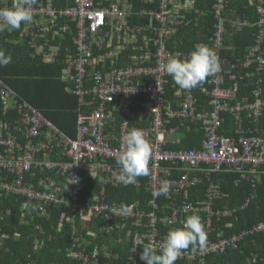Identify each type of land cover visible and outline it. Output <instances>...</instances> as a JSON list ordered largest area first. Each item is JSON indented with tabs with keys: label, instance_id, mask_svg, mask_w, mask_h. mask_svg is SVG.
Returning <instances> with one entry per match:
<instances>
[{
	"label": "built area",
	"instance_id": "obj_1",
	"mask_svg": "<svg viewBox=\"0 0 264 264\" xmlns=\"http://www.w3.org/2000/svg\"><path fill=\"white\" fill-rule=\"evenodd\" d=\"M136 1H140L145 8L134 10ZM232 1L215 0L213 14L217 23L211 48L219 58L221 71L212 76L209 82L212 88L203 89L210 98L211 111L198 112V99L190 90L177 92L176 96L181 99L179 109L171 107L166 90L169 75L158 67L166 61L169 53L179 52L182 57L186 56L180 51L169 49V42L181 28L189 24L188 14L195 11L194 1L72 0L71 5L58 8L51 0L45 4L43 0H37L32 8L33 21L22 31V37L30 38L29 47L34 54L40 55L39 40L48 31L53 30L59 36L74 31V51L67 57L66 82L68 92L78 100L77 134L73 138L61 131L0 78L2 111L6 115H14L9 127L0 121V198L12 194L21 195L26 198L25 206L36 204L39 212H46L53 205H64L83 221L101 220V231L108 234H111L115 226L122 230L131 228L133 234L128 232L126 238L131 240L132 253L137 257L139 248L149 243L159 253L160 245L166 237L161 232L160 224H183L179 218L180 213H206L204 224L209 232L214 217H231L234 210L212 209L214 187H211L208 201L202 207L188 203L179 210L173 205L170 219L161 218L157 214L158 198H153L152 191L163 181L170 182V191L175 194L186 191L196 186L199 179L191 178L188 172L178 178L173 175L182 171H203V166L209 167L208 174L221 172L226 167L227 171L239 175L238 183L245 180L253 188L264 176V138L254 133L253 129L257 128L245 126L244 117L246 112H250L252 122L257 124L263 115L264 91L261 80L253 89L252 103L244 100L233 104L237 100V86H221L222 74H230L239 67L220 58L221 51L228 48L224 43L228 23L225 13ZM15 3L19 5L22 0H15ZM257 9L264 16V0H257ZM42 17L46 18L48 25L51 24L49 27L39 23ZM229 23L236 31L257 27L255 44L249 48L240 65L245 70L254 67L250 74L261 77V72H264V18L256 23L235 18L229 20ZM146 33L143 44H139V38ZM139 45L143 47L138 49ZM130 46L141 53L137 51L128 56L131 63L128 67H115L118 63L114 55ZM112 47L115 49L110 52V56L107 53L101 54ZM108 61H111V69L107 68ZM224 64L225 70L222 69ZM135 98H139L138 104L144 109L142 115L149 116V127L138 129L143 130L150 141L152 152L149 174L139 177L136 184L128 186L144 189L152 196L149 202L151 210L128 209L110 204L104 199L107 184L122 185L113 180L119 168L111 160H117L121 151L122 131L134 128L130 125V119ZM225 113L231 114L234 119L235 137L219 132ZM117 114L125 116L118 127L119 137L112 135V131L117 129ZM174 119L203 122L205 137L200 150L173 151L166 148L170 136L177 131L167 127ZM113 140L117 143L112 144ZM83 173L93 178L100 177L104 184L100 195L94 197L92 202H85L81 198L85 189ZM89 231L91 236H95L94 232ZM257 233L264 235V221L249 232L226 239L213 241L211 235L206 234L208 237L203 247L182 251L178 259L207 264L206 258L209 255L223 254L229 247L237 248L248 234ZM74 239L71 247L74 258L80 264H90L81 237L75 236Z\"/></svg>",
	"mask_w": 264,
	"mask_h": 264
},
{
	"label": "trees",
	"instance_id": "obj_2",
	"mask_svg": "<svg viewBox=\"0 0 264 264\" xmlns=\"http://www.w3.org/2000/svg\"><path fill=\"white\" fill-rule=\"evenodd\" d=\"M51 1L58 8L72 4V0ZM192 1L195 3V11L188 14L189 24L181 28L169 42V49L180 51L186 56L196 44H204L211 48L217 23L213 14L215 0ZM13 3L15 0H0V8L4 9L5 6L10 8ZM134 4V10L145 8V5L141 4L140 1H136ZM152 7L155 8L154 5ZM225 14L228 23L226 24L224 43L228 48L221 51L220 58L226 60L228 64H237L239 67L232 70L230 74H222L221 86L223 88L237 86V100L233 104L244 102V100L252 103V92L258 80H261L264 91V72H261V77L250 74L254 71V67L245 70L240 64L245 60L249 48L255 44L258 30L257 27H246L241 31H236L231 27L229 20L241 18L256 23L264 16L258 12L257 0H233ZM134 22L137 21L134 20ZM24 28L25 24L22 23L18 30L11 32L6 30L0 33V50H4L11 57L20 53L25 62H34L32 69L37 70L34 75L38 78L36 80L14 81L13 78L17 75L4 71L5 67H0V78L34 108L41 111L61 131L75 138L77 134L78 100L66 91L67 82L60 81L62 70L66 67L65 60L70 54L66 48L74 51L71 41L74 31L66 33L68 34L66 41L62 43L56 62L44 64L39 58L35 61L31 59L33 50L29 47L30 38L22 37ZM146 35L147 33L139 38V44H143V37ZM262 46L264 58V43ZM141 47L143 46L139 45L138 49ZM114 49V47L106 49L101 54L107 53L110 56V52ZM137 51L141 53L140 50ZM137 51H134L133 47L130 46L124 49L122 53L115 54L114 59L118 63L115 67H128L131 64L128 56L137 53ZM107 68H112L111 61L107 62ZM227 68L230 69V67ZM222 69L225 70V64ZM211 78L212 76L207 77L198 87L190 90L198 99V112L211 111L210 98L203 92L205 88H212L209 84ZM168 79L167 98L171 107L178 110L181 99L176 96V93L184 90L179 89L174 84L171 76ZM138 101L139 98H135L132 102L133 116L130 119V125L134 128H147L150 125L149 116L142 115L144 109L140 107ZM244 117L245 126L257 128L253 129L255 130L254 133L264 138V112L257 124L252 122L250 112H246ZM124 118V115H116L115 126L117 129L112 131V135L115 137L120 135L118 127ZM223 119L224 122L219 130L220 134L235 137L236 125L232 115L225 113ZM0 120H5L1 102ZM167 127L168 129H177L176 133L181 137L179 143L169 140L166 146L168 150L201 149L205 137L202 129L203 122L191 123L174 119ZM11 129L16 133L14 128ZM108 132L110 133V128ZM116 143V141H112V144ZM111 163L117 164V160H111ZM203 167H205L203 171H182V174L188 172L191 178L197 177L199 179V183L188 188L186 193H182L178 197L172 193L158 197L159 207L156 212L159 217L165 218L172 215L174 209L172 198L178 201L176 206L179 207L184 203L202 207L208 201L207 197L211 187H214L212 209L217 211L228 208L234 210L235 213L228 218L214 217L212 219L214 231L210 237L211 240L226 239L243 232H249L255 225L264 221V176L253 188L245 180L238 183L239 175L227 171L226 167H223L221 172L209 174V167ZM82 175L85 181V189L81 198L85 202H92L94 197L100 195L104 186L103 181L100 177L93 178L86 173ZM142 183L144 184V180ZM105 188L104 199L110 204L124 206L128 209L151 210V206L148 209L146 204L152 197L144 189L138 190L133 186H113L111 184H107ZM25 202V197L16 194L0 198V264H80L71 252L75 236L81 237L82 247L89 256L90 264H145L140 259L143 247L139 248V256H134L132 253L133 244L130 239L126 238L128 232L133 234V229L122 230V228L115 226L111 234H108L101 231V220L86 219L83 221L72 209L64 205H53L46 212H39L36 204L25 206ZM244 205L245 208L242 209ZM166 206H170V208L167 209ZM193 214L195 213H180L179 218L184 221ZM196 214L201 217L205 230L206 213ZM166 224H160L163 234L171 228L182 227L180 222L173 226H165ZM89 230L95 233L94 237H90ZM132 257L136 259L134 260ZM206 260L207 264H264V235L261 233L248 234L244 241L238 244L237 248L229 247L223 254L209 255ZM175 264H200V262H186L177 259Z\"/></svg>",
	"mask_w": 264,
	"mask_h": 264
},
{
	"label": "clouds",
	"instance_id": "obj_3",
	"mask_svg": "<svg viewBox=\"0 0 264 264\" xmlns=\"http://www.w3.org/2000/svg\"><path fill=\"white\" fill-rule=\"evenodd\" d=\"M37 0H22L17 5L0 9V33L20 29L22 23L33 21L32 8ZM12 62L11 55L0 50V67H6ZM159 70L171 76L175 85L182 90L198 87L209 76L221 71V64L216 52L207 45L196 44L193 50L183 56L179 52L169 53L165 62L159 64ZM151 143L143 130L132 128L121 133V151L117 157L119 171L113 180L125 186L134 185L141 176L149 174L151 159ZM171 184L163 181L158 188L153 189V198L167 196ZM206 240L202 219L199 215L188 216L182 227L171 228L160 245L159 253L151 243L143 246L140 259L145 264H175L182 251L186 252L203 247ZM180 260V259H178Z\"/></svg>",
	"mask_w": 264,
	"mask_h": 264
},
{
	"label": "crops",
	"instance_id": "obj_4",
	"mask_svg": "<svg viewBox=\"0 0 264 264\" xmlns=\"http://www.w3.org/2000/svg\"><path fill=\"white\" fill-rule=\"evenodd\" d=\"M47 1L48 0H43V4L46 3ZM18 2H20V0H18ZM39 23L41 25H43V26H46V27H49L51 25V24L48 25L47 20H46L45 17H42L39 20ZM27 24H25V26ZM67 35L68 34L65 33L64 36H59V35H55L53 30L52 31H48L47 33L44 34V37L39 40V44H40V47H39L40 50H39V52H40V55H36L34 53L33 54L31 53V59L33 61H35V59H38L39 58L44 64H53L54 62H56V60L58 58L59 52L61 51L62 43L64 41H66V36ZM71 41H72V39H71ZM72 46H73V43H72ZM73 49H74V46H73ZM66 50L69 51V53H71L73 51L70 48H66ZM66 62H67V58L65 60V63ZM33 65H34V62H29V63L25 62L24 57L21 56L20 53H18L17 56H12V62L5 67L4 71L9 72L10 74H16L17 76H14V78L12 77L14 81H24L26 79H28V80H36L38 78V76H35L34 73L37 70H33L32 69V67H34ZM65 66L66 67H64V69L62 70V73L60 75V81H62L64 83L67 80V78H66L67 63H66ZM32 77H34V78H32ZM66 91L67 92L69 91L68 90V84L66 85ZM3 115L5 117V120H3V121L0 120V121H2L6 127H9L11 125V122H12V119H13L14 115H12L10 113L7 114V115L3 113ZM170 138H171L170 140L172 142H175V143H179L181 141L180 140L181 137L177 133L175 135H173V136H170ZM202 144H203V142H202ZM202 144H201V146H202ZM181 175H182L181 172H176L173 176L175 178H178ZM186 192H187V190L186 191H183V192L182 191H178L175 194L174 192H172V191L169 190V193H172V194L176 195L177 197L179 195H181L182 193H186ZM208 197H209V195H208ZM149 202L146 204V206L148 207V209H150ZM177 203H178V201H176V200H174L172 198V204L174 206H176ZM183 205L180 206V207L179 206H176V208L180 210L183 207ZM165 208L169 209L170 206H166ZM229 210H231V209H229ZM165 218L170 219V218H172V215L171 216H167ZM167 225H169V224H166L165 226H167ZM213 231L214 230H213L212 227H211L210 232L207 229V226L205 227V233L206 234L212 235ZM164 234H167V232L164 233ZM90 237H94V236H90ZM206 237H208V236H206Z\"/></svg>",
	"mask_w": 264,
	"mask_h": 264
}]
</instances>
